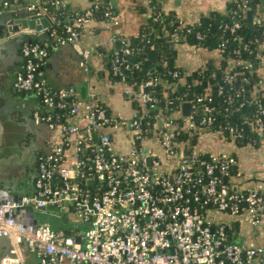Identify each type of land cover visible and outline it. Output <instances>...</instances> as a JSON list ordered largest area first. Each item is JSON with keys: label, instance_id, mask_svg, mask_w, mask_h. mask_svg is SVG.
Listing matches in <instances>:
<instances>
[{"label": "built area", "instance_id": "1", "mask_svg": "<svg viewBox=\"0 0 264 264\" xmlns=\"http://www.w3.org/2000/svg\"><path fill=\"white\" fill-rule=\"evenodd\" d=\"M1 1L7 8L17 0ZM51 1L58 5L63 0ZM27 7L35 13H47L35 2ZM97 7L98 4L84 14L71 16L70 20L83 32L90 31ZM242 7L244 12L248 10L246 3ZM74 25L67 26L65 36L54 29L57 42H78L83 33ZM239 26L234 22L231 29ZM197 35L203 37L200 32ZM114 39L125 43L124 53H131L129 37L115 35ZM180 42L195 50L202 48L181 40L176 46ZM218 50L221 55L223 48ZM21 51L25 62L17 72L15 85L20 91L40 96L43 108L34 110V119L59 131L60 137L50 142L48 151L36 155L35 191L0 200V237L8 238L12 244V252L1 264H25L24 244L36 254V264H264V159L258 169L243 178L235 153L198 151L191 143L193 135L199 138L213 133L222 140H246L243 144L258 146L264 154L262 102H257L256 118L248 124L247 120L228 117L222 127L212 129L216 115L209 86L194 99L199 110L191 100L189 115H184L181 107L166 114L168 106L159 107V97L150 100L144 87L158 84L155 77L138 90L127 84L128 96L145 105L127 122L92 97L69 102L74 86L51 88L38 69L39 61L49 53L45 43L25 39ZM90 54L91 49H83L80 64L87 72ZM258 58L264 66V45ZM118 59L113 60V72L123 75ZM233 77L228 72L225 79ZM222 90L219 88V92ZM241 95L237 89L225 98L233 104V109L226 107L231 109L228 115L244 104L234 102ZM148 108L156 111L150 114ZM64 109L69 113L66 121L59 112ZM118 131L126 133L129 148L125 151L114 143ZM148 155L150 164L146 162ZM49 204L69 205L75 218L88 222V227L83 232H67L49 222L25 223L16 213L28 205ZM218 212L242 216L249 223V238L234 240L232 237L244 226L238 219L231 224L217 220ZM259 236L262 243L256 242Z\"/></svg>", "mask_w": 264, "mask_h": 264}, {"label": "crops", "instance_id": "2", "mask_svg": "<svg viewBox=\"0 0 264 264\" xmlns=\"http://www.w3.org/2000/svg\"><path fill=\"white\" fill-rule=\"evenodd\" d=\"M63 1L70 4V9H84L90 4V0ZM30 3L31 0H18L10 8L0 6V200L4 201L35 191L36 155L48 151L50 142L60 137L59 131L34 119V110L43 108L40 96L33 91H20L15 85L17 72L24 65L21 47L25 39L46 41L45 44H48L49 53L41 67L40 76L46 79L51 88L74 86L77 98L92 97L97 102H104L113 113L121 116L128 108L127 100L124 99V96L127 99L129 97L126 93L127 84L111 81L103 63V56L97 49L117 47L119 42L114 39L115 35L129 38L138 35L143 25L155 13L156 7L177 15L184 22L192 23L213 11L225 12L230 0H110L114 7L112 19L93 20L89 25L90 31L83 32L78 42L66 43L48 41L46 30L14 29V25L9 23L13 13L18 9L19 13H24L23 9ZM261 4L264 8V0ZM114 19L117 23H114ZM84 48L91 49L88 59L91 72H87L80 64ZM177 48L176 63L188 70L203 67L208 62L219 64L221 60V55L217 50L212 51V48L202 47L195 50L182 42L177 44ZM234 63V59H229L228 68ZM259 73L262 75L264 88V66L259 68ZM71 119L76 120V117L72 116ZM221 142L222 146L211 144L198 151L235 153L239 159L238 167L250 171L258 169L264 159L260 148L255 151L258 156L255 160L249 158L243 148L225 140ZM114 143L122 151L129 148L124 131L114 134ZM70 210L72 209L69 205L49 204L44 207L33 206L32 210L25 207L16 213L25 223L49 222L55 228L67 232H83L89 223L75 218ZM22 248L25 264H36V254L25 244ZM11 249L10 240L0 237V264L12 252Z\"/></svg>", "mask_w": 264, "mask_h": 264}, {"label": "trees", "instance_id": "3", "mask_svg": "<svg viewBox=\"0 0 264 264\" xmlns=\"http://www.w3.org/2000/svg\"><path fill=\"white\" fill-rule=\"evenodd\" d=\"M31 2H35L38 9L46 8L47 13L54 19L51 26L45 31L47 40L51 42L57 41V37L52 32L54 29L59 35H67V26L74 25L70 17L84 14L90 8H94L96 4L98 7L94 9L95 20H110L114 15V7L110 0H90L89 6L84 9L61 8L51 0H31ZM242 3H246L248 10L253 11L252 19L247 17L248 10L245 12L242 10ZM261 3L262 0L230 1L225 12L213 11L197 22H184V24L180 23L181 19L177 15L166 13L156 7L155 13L143 25L138 35L130 38L131 53L123 52L125 43L120 40H117L119 47L98 48L97 51L103 56L107 75L113 83L124 81L138 90L142 84L152 81L155 77L158 78V84L149 83L144 87L150 100L153 97H159V107L163 109L168 106L164 109L166 114L178 110L183 102L192 100L195 104L196 96L204 93L209 86L216 115L212 129L222 127L229 118L238 119L241 122L247 120L246 124H248L249 120L253 121L256 118L257 102L264 104L263 79L259 73L262 64L258 58V53L264 45V8ZM152 4H155L154 1ZM0 6L4 7L2 1ZM107 12H109L108 15ZM234 22H239L240 26L232 30L231 26ZM226 24H229V27L226 28ZM74 26L83 33V28ZM198 32L203 35L202 38L198 37ZM179 40L196 43L204 48H223L219 64L208 62L205 66L192 70L178 65L176 63L178 51L176 42ZM31 41L40 40L32 39ZM40 42L45 43L46 41ZM46 45L48 44L46 43ZM151 52L155 53L152 65ZM124 56L127 57L126 61L121 60ZM116 58H119L117 65L123 75L113 72V60ZM229 59H234L235 63L228 69ZM43 63L44 61H39L38 69L40 71ZM138 63L140 65L137 67ZM228 72L234 74L230 81L225 79ZM100 73L103 75V72ZM165 82H168L169 85L165 86ZM171 84L175 87L171 88ZM219 88L223 89L222 92H219ZM237 89L242 91V95L236 97L234 102L238 105L243 101L244 104L235 113L228 115L229 110L233 109V104L226 102L225 98L229 94L235 93ZM75 98L77 97L74 93L69 98V102ZM132 100L136 107L135 113L138 114L145 109L142 100L135 97ZM98 104L112 113L111 108L104 102L98 101ZM229 106L231 109L227 110L226 107ZM67 107L69 108V103ZM195 109L199 110L200 108L195 104ZM147 110L150 114L156 111L155 108ZM59 112L62 120L66 121L69 116L68 110L64 109ZM197 139V136L193 135L191 143L196 144ZM245 141L241 140L239 143ZM88 154L91 155V151L88 150Z\"/></svg>", "mask_w": 264, "mask_h": 264}, {"label": "rangeland", "instance_id": "4", "mask_svg": "<svg viewBox=\"0 0 264 264\" xmlns=\"http://www.w3.org/2000/svg\"><path fill=\"white\" fill-rule=\"evenodd\" d=\"M211 50L215 51V52L217 50L218 53H219L218 48H214V49L212 48ZM177 53H178V51H177ZM124 99L127 100L128 108L125 110V112L122 111L123 113L121 114V116L123 118L127 119V122H129L130 117H132L133 113L136 111V109H135L136 107L133 105V100H132L131 96H129L128 99L124 96ZM140 110H141V107H140ZM221 140L222 139L220 137H218L217 135H214L213 133L202 134V135H200V137L196 141L195 149L198 150L201 147H204V146L207 147L208 145H211V144H214L213 146H220V144L222 143ZM225 142H228V143H230L232 145L235 144L236 146L243 148L244 150H246V155L249 158L257 160L258 156H257L255 151L260 150V149H258L259 148L258 146L256 147V146H254L253 144H250V143H248V144H243L242 143L241 144V143L233 141V140H225ZM222 144H221V146H222ZM259 152H258V155H259ZM239 169L241 171H243V174H244L243 178L249 176V174L252 172L249 169H246L244 167L243 168H239ZM221 215H223V216H221ZM215 218L217 220L223 221V222L228 223V224H231L235 219H238L237 222H239L241 224V226H244V227H241L239 232L235 236H233L232 238L234 240H236V241H241V240L249 238V235L246 233V231H247V229L249 227V223H247L245 221V219L242 218V216H234V215H230V214H225L224 215L223 213L218 212V213H216V217ZM70 222L73 223L72 220ZM256 239H257L256 242L262 243V237L261 236H259Z\"/></svg>", "mask_w": 264, "mask_h": 264}, {"label": "water", "instance_id": "5", "mask_svg": "<svg viewBox=\"0 0 264 264\" xmlns=\"http://www.w3.org/2000/svg\"><path fill=\"white\" fill-rule=\"evenodd\" d=\"M61 8H69L70 4H65L64 1H62L60 4H58ZM19 10L13 13V18L9 20L10 24L14 25V29H32V30H43L46 28H49L51 26L52 19L48 13H35L34 11L30 10L28 7L24 8V13H19ZM19 15V16H18ZM247 17L249 19L253 18V11L250 9L247 11ZM119 47V43L117 45ZM155 59V53H150V61L151 65L153 60ZM147 107L148 104H147ZM191 103L190 102H183L181 104V111L184 115H189L191 113ZM261 141L264 142V136L261 137ZM146 162L150 164L151 162V156H146ZM171 178H173V174H171ZM27 209L32 210L33 205L26 206ZM78 241H80V237L77 238Z\"/></svg>", "mask_w": 264, "mask_h": 264}]
</instances>
